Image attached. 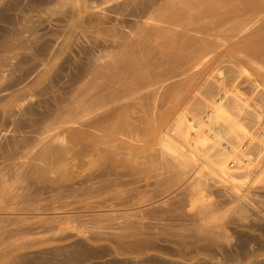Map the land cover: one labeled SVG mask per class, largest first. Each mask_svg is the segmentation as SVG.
Returning <instances> with one entry per match:
<instances>
[{
  "label": "rangeland",
  "instance_id": "obj_1",
  "mask_svg": "<svg viewBox=\"0 0 264 264\" xmlns=\"http://www.w3.org/2000/svg\"><path fill=\"white\" fill-rule=\"evenodd\" d=\"M155 1L0 0V188L15 193L0 192V243H22L0 264H264V74L208 64L197 79L130 85L134 71L164 70L137 44ZM219 77L246 110L182 142L181 89H196L187 114L199 117ZM209 129L239 150L223 140L218 158L256 174L210 173Z\"/></svg>",
  "mask_w": 264,
  "mask_h": 264
},
{
  "label": "bare ground",
  "instance_id": "obj_2",
  "mask_svg": "<svg viewBox=\"0 0 264 264\" xmlns=\"http://www.w3.org/2000/svg\"><path fill=\"white\" fill-rule=\"evenodd\" d=\"M150 5L141 26L143 34L137 44L144 47L148 63H155L160 69L164 66V70L156 71V66H153L145 72L134 71L130 85H148L153 79L166 76L179 80L197 79L205 75L208 64L213 65L219 74L244 75L248 73L247 69L256 75L264 74V0H156ZM153 59L156 60L152 62ZM218 80L221 84L206 85L216 94L201 99V106L197 108L199 117L187 114L197 100L195 93L192 95L196 89L190 91V86L181 89L178 101L182 104V111L173 126L182 142L192 134L196 135L191 137H199L198 133L190 132L191 127H199L214 116L224 117L230 108L246 110L247 105L242 99L244 94L222 91L220 86L224 79L219 77ZM225 132L222 129L208 130L207 134L213 141L205 156L210 173L232 174L230 170L233 169L245 171L248 175L256 174L249 167L248 160L238 163L218 158L223 154L222 148H218L223 140L229 151L239 152ZM170 135L166 133L165 144L169 150L178 152V170L185 172L186 154ZM247 142L250 144V139ZM263 177L262 171L258 179ZM0 192L8 200L15 196L3 182ZM206 207L204 205L203 209ZM6 214L9 213L0 206V215ZM21 247L22 243H0V255L15 256Z\"/></svg>",
  "mask_w": 264,
  "mask_h": 264
}]
</instances>
